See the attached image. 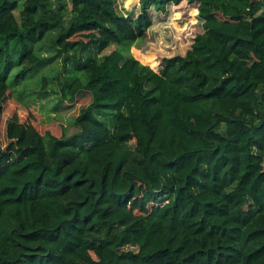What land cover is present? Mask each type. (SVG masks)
<instances>
[{
	"label": "trees",
	"instance_id": "16d2710c",
	"mask_svg": "<svg viewBox=\"0 0 264 264\" xmlns=\"http://www.w3.org/2000/svg\"><path fill=\"white\" fill-rule=\"evenodd\" d=\"M183 1L203 30L154 70L130 47ZM136 7L0 0V113L37 75L51 112L88 97L71 134L5 121L0 264H264V0Z\"/></svg>",
	"mask_w": 264,
	"mask_h": 264
},
{
	"label": "rangeland",
	"instance_id": "374dc122",
	"mask_svg": "<svg viewBox=\"0 0 264 264\" xmlns=\"http://www.w3.org/2000/svg\"><path fill=\"white\" fill-rule=\"evenodd\" d=\"M138 1L116 0L117 8L125 14L130 12L127 10H132L136 13L138 11L136 7ZM193 8H196L194 4H188L183 1L179 5H168L166 12L153 13V24L148 28L145 35L130 47L131 54L137 60L149 66L150 64L147 60L154 58L156 65L150 66L154 70L160 68L163 58L183 55L189 48L195 34L201 33L203 30L201 20L197 17V12L192 15ZM15 14L18 15V11H15ZM114 48H116V45L111 44L102 51V54H107ZM49 66H55V68L49 69ZM49 66L45 68V73L51 75L54 71L55 74L60 72V59ZM38 79L39 75L28 82L18 85L7 95L0 113V147L3 148L8 142L5 135V121L13 112L18 114L20 121L33 123L41 133L45 130L59 133L60 126L66 128L67 134H71L76 130L71 123L72 118L87 103L88 97L77 98L74 103L67 105V108L57 113L51 112L52 103L50 99H40L32 94L40 86V84H37Z\"/></svg>",
	"mask_w": 264,
	"mask_h": 264
}]
</instances>
